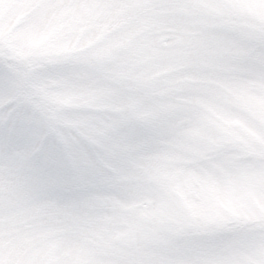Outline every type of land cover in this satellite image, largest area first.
Instances as JSON below:
<instances>
[{
	"label": "snow or ice",
	"instance_id": "6c2138e0",
	"mask_svg": "<svg viewBox=\"0 0 264 264\" xmlns=\"http://www.w3.org/2000/svg\"><path fill=\"white\" fill-rule=\"evenodd\" d=\"M0 264H264V0H0Z\"/></svg>",
	"mask_w": 264,
	"mask_h": 264
}]
</instances>
